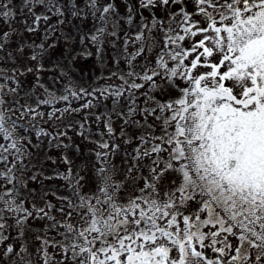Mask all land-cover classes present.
Segmentation results:
<instances>
[{"label": "snow or ice", "instance_id": "snow-or-ice-1", "mask_svg": "<svg viewBox=\"0 0 264 264\" xmlns=\"http://www.w3.org/2000/svg\"><path fill=\"white\" fill-rule=\"evenodd\" d=\"M28 2L22 0L23 7H27ZM33 2L43 4L45 0ZM176 3L178 0H159L166 9ZM196 3L199 13L208 22L207 27L191 22L181 8L174 15L182 17L176 26L184 34L177 33L172 23L166 31L162 29L164 43L156 56L155 67L145 66L143 74L135 71L132 61L144 52L143 45L130 54L127 75L146 83L152 82L150 91L159 88L163 93L165 89L177 86L178 79L187 86L180 89L177 98L169 95L163 102L148 95L152 104L145 101L143 109L136 104L135 91L129 92L125 123H137L131 118L139 111L145 119L153 117L162 121V134L150 133L147 138H139L141 144L134 149L137 153L134 159L142 155L151 160V165L149 175L143 177V187L135 196H129L126 203L117 202L121 184L113 182L109 175L100 177L102 186L92 196L77 193L80 204L74 208L78 212L83 210L79 218L85 226L74 230L73 224L67 223L65 238L70 237V242L63 245L75 264H200V261L225 264L219 258L208 260L204 252L198 250L209 247L219 257L234 252L226 264H264V0H224V3L196 0ZM11 4L12 0L0 4L3 9L0 16L5 20L14 15ZM155 4L156 0H141L143 8ZM241 4L243 7H239ZM205 5L219 15V21ZM71 7L72 15L76 16L77 6ZM87 7L92 10L93 17L99 12L101 22H106L107 15L114 11L111 3L105 4L101 10L98 0H88ZM57 12L63 15L60 8ZM40 19L36 16L37 21ZM226 20L230 23L225 24ZM153 22L162 23L155 19ZM34 30L29 28V31ZM104 31V27H97L88 39L103 43L100 36ZM209 31L214 36H205L190 50L180 43L188 36ZM8 35L7 32L0 35V41L6 43ZM84 39L82 36L81 43ZM136 40H142V36L137 35ZM206 41H211L212 46H207ZM153 46L159 47V44L147 45L149 50ZM38 47L44 48L42 44ZM192 52L197 55L186 64L185 60ZM217 53L219 61L213 62L210 58ZM31 59L36 60V55ZM198 66L210 71L194 74ZM154 78H159L163 84H156ZM135 79L131 83L125 80L128 88H143L144 85L136 83ZM94 91L103 93L107 89ZM123 94L122 89L115 91L113 95L117 100L114 103ZM51 102L47 99L41 101ZM3 103L0 99V104ZM89 106L90 102L84 105ZM26 110L35 111L30 107ZM4 122L5 117L0 114V135L10 139L11 133L4 127ZM12 124L16 126V121ZM105 126L111 133V125L106 123ZM146 128L150 129L151 125ZM100 146L109 147L107 143ZM9 147L15 148L16 145L13 143ZM0 160H7V157L0 156ZM132 170L129 168L128 172ZM12 172L13 168H8L7 172H0V178L11 184L14 180ZM100 172L105 170L101 168ZM138 178L133 177V183ZM12 191L14 189L0 192V201L4 196H11ZM92 200L96 203L93 204ZM3 202L6 211L25 213L24 219L32 215L12 199ZM192 204H195L194 209ZM36 211L47 215L43 208ZM201 213L205 215L202 217ZM17 224L23 225V220H17ZM5 227L0 223V244L8 239L2 234ZM206 228L208 231H204ZM221 233L226 235L221 238ZM229 237L235 239V246ZM173 251L175 256L171 255ZM13 254L19 255L11 244H7L0 252V258H7L9 264H15L11 260Z\"/></svg>", "mask_w": 264, "mask_h": 264}, {"label": "rangeland", "instance_id": "rangeland-1", "mask_svg": "<svg viewBox=\"0 0 264 264\" xmlns=\"http://www.w3.org/2000/svg\"><path fill=\"white\" fill-rule=\"evenodd\" d=\"M5 3L8 0H0V4ZM87 3L88 0H45L43 4H36L29 0L27 7H23L22 0H12L10 7L14 15L7 20L0 16V35L9 34L6 43L0 41V99L4 101L0 104V114L5 117L4 127L11 133L10 139L0 135V145H3L0 156L7 157V160H0V172L13 168L14 176L11 184L0 178V192L14 189L11 196L3 197V201L12 199L32 213L24 219L25 213L6 211L4 202L0 201L3 215L0 223L6 226L2 234L8 238L0 244V252L11 244L15 253H19L11 256L15 264H75L69 259L70 253L63 248L70 242V237L65 238V225L72 223L74 230L85 226L79 218L83 210L78 212L74 206L80 204V195L89 197L98 192L102 186V175H109L113 182H120L118 203H126L129 196L138 194L144 185L143 177L149 175L151 160L142 155L134 159L137 155L134 149L140 146L141 136L147 138L150 133L159 136L164 126L162 121L153 117L145 119L139 111L131 118L137 123H125L129 92L135 91L136 104L143 109L145 101L152 104L148 95H154L162 102L169 95L175 99L180 95V89L187 85L178 79L175 82L177 86L170 90L165 89L163 93L159 88L150 91L152 82L146 83L127 75L130 54L143 45L144 52L132 61L135 71L143 74L145 66L155 67L156 56L164 43L162 29L166 31L172 23L177 33L184 34L176 26L182 17L174 15L181 8L199 27H207L208 23L199 13L196 0H178L167 9L159 4V0L147 8L141 7V0H98L101 10L105 4L114 5V11L107 15L106 22L99 20V12L93 17ZM72 5L77 6L76 16L72 15ZM57 8L63 15L57 12ZM207 11L219 21V15L212 8H207ZM36 16L41 19L37 21ZM154 19L162 23L154 24ZM97 27L105 29L100 36L103 43H93L88 39ZM29 28L35 30L29 31ZM137 35H141L142 40L137 41ZM82 36L85 37L83 43ZM205 36L211 37L214 33H198L180 43L190 50ZM156 43L159 47L148 49L147 45ZM41 44L43 49L38 47ZM206 44L212 46L211 41H206ZM33 55H36V60L31 59ZM196 55L197 52H192L185 63L188 64ZM219 58L217 53L210 59L218 62ZM207 71L210 69L198 66L194 74ZM134 79L144 87L129 89L125 80L131 83ZM154 81L158 85L163 84L159 78H154ZM94 89L107 91L101 93ZM118 89H122L124 94L114 103L117 98L113 93ZM63 96L67 99H60ZM46 99L52 102L41 103ZM89 102L90 106L84 107ZM29 107L35 111H27ZM12 121H16V126ZM106 123L111 125V133ZM146 125H151V128H146ZM13 143L16 147L10 148ZM101 143H107L109 147L102 148ZM163 155L166 157L167 153ZM101 168L104 173L100 172ZM129 168L133 169L131 173ZM133 177L139 178L133 183ZM92 203L96 201L92 200ZM191 207L194 209L195 204ZM40 208L47 215L37 213ZM204 215L201 213L202 217ZM17 220H23V225L17 224ZM224 235L221 233V238ZM229 240L235 246V239L229 237ZM198 250H202L208 260L219 258L225 264L234 254L219 257L210 247ZM171 255L175 256L176 252ZM0 264H9V260L0 258ZM200 264L204 262L200 261Z\"/></svg>", "mask_w": 264, "mask_h": 264}]
</instances>
